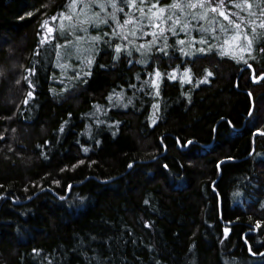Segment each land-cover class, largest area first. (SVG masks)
I'll return each mask as SVG.
<instances>
[{
  "label": "trees",
  "instance_id": "1",
  "mask_svg": "<svg viewBox=\"0 0 264 264\" xmlns=\"http://www.w3.org/2000/svg\"><path fill=\"white\" fill-rule=\"evenodd\" d=\"M154 2L145 0V13ZM175 2L187 0H159ZM253 3L258 12L259 0ZM69 6L70 0H0V264H264V135L256 132L264 129V79H253L264 75V39L244 53L249 68L218 54L221 22L189 17L196 27L187 36L180 25L178 37L166 32L169 44L185 40L188 56L178 44L168 55L153 48L141 56L135 47L148 35L129 36L132 55L122 50L116 57L111 45L128 42L103 34L128 33L133 25L119 31L111 12L99 15L107 25H90L98 13L91 1L76 13L81 20L72 35L55 32L41 44L43 22ZM120 6L121 21L125 13L141 16L122 0ZM177 9L164 15L175 12L183 21L188 8ZM200 25L216 27V39ZM201 36L212 51L197 52L208 47ZM77 39L92 41L82 60L72 56ZM33 67L30 88L24 77ZM157 68L164 75H148ZM153 79L158 96L144 83ZM28 91L34 98L25 105Z\"/></svg>",
  "mask_w": 264,
  "mask_h": 264
},
{
  "label": "snow or ice",
  "instance_id": "2",
  "mask_svg": "<svg viewBox=\"0 0 264 264\" xmlns=\"http://www.w3.org/2000/svg\"><path fill=\"white\" fill-rule=\"evenodd\" d=\"M78 3V0H70V7H75ZM107 3H110L111 8L113 11L109 14L111 16V19L115 22L116 26L123 29L124 25L131 24L133 25V28L129 30L128 33L124 32H119L117 33L115 31V28H113L112 33H107L105 32L103 35L104 36H109V35H114L119 37L122 41H127V45L125 44H115L111 45L114 46L115 48V53L116 57H119L120 54L123 51H126V54L128 56L132 55V48L130 45L133 44V40L129 39V36L135 38V39H140L144 36L151 35L152 39L147 40L142 44H138L135 47V51L139 52L141 56L145 55V52H151L153 48H155L156 52L163 53L164 55H168L167 49L169 48H175L176 45H180L181 47L178 49L180 53H182L184 56H188L189 53L184 51V45H185V40L184 39H179L177 38L175 41H173L172 44H169L168 42V36L166 35V32H171L172 36L178 37L179 33L177 32V25H180V30L185 33L187 36L190 31L196 27V25H191L190 21L187 19L181 20L180 16H178L175 12L165 16L163 13L165 12L166 8H180L182 11L184 8H191V9H201L200 12H192V13H187L186 15H190L192 19L200 20H208L209 19V13H213L211 17L212 24L215 25L216 23V16L223 17L224 21H227V24L225 23H220L219 24V32L224 34V39L223 42L216 45L215 47L218 49V54L220 56L224 55H231L234 59L237 60V62H243L245 64H248V60L245 57L244 53H251L254 51L253 44L254 41L257 39H264V33H258L256 30V20H252V17H256L257 19L260 20L259 27L261 29H264V0H259V3L256 4V8L259 10L253 11L254 3L253 0H187L186 4H181L179 2H175L171 5H164L161 6L159 3V0H155L154 3L150 5V10L149 13H145L144 11V5H145V0H122V3L129 7V8H134L137 12L141 13V16L139 18L135 17L134 15H129L125 13L126 18L121 21L120 17L117 16V12H124V7H121V0H107ZM230 4L232 5L235 9L238 11H232L230 8L227 7V5ZM87 7V5H86ZM99 7L103 10L105 9V2H100ZM158 9V11H155ZM247 12L248 17L247 19L241 15V13ZM27 15H32L31 12L27 13ZM94 16L97 17L96 23L98 24H108V20L105 18L99 17V13H94ZM61 20L64 19H72V16L70 14L66 15L64 13L60 14ZM57 19L56 16H52L51 20L55 21ZM147 19V25L144 24V20ZM172 21V24L169 25L168 22ZM161 23L166 25V27L162 28ZM251 24V34L249 33L247 25ZM42 28L46 29V32L48 34H51L55 31L53 27L49 25V22L45 20L43 24L41 25ZM150 28L151 31H146L145 28ZM61 28H63V24H61ZM200 28L202 31H211L212 32V39H216V33L217 29L216 27H211V29H204L202 25H200ZM137 31L141 34L139 37L137 36ZM52 39H55L53 36ZM93 40H101V36H95L92 38ZM195 40V37H192V41ZM49 35H45L44 38L40 41L41 44L44 43H49ZM201 44H207V48H199L197 49L198 53H208L213 50V45L209 43V40L206 39L205 37L201 36L200 41ZM105 44H111L110 41H104ZM191 43V41H190ZM162 44V46H160ZM194 46V45H193ZM259 51L264 52V47H261ZM39 55V53H37ZM179 59V57H177ZM131 62V61H130ZM89 63L91 64L92 61L90 60ZM101 67H104V65H101ZM179 67V65L177 66ZM248 67L251 68L252 65L248 64ZM29 76L24 77L25 80H27L28 85L30 88H35L34 82L30 79L31 76L35 75L36 69L35 67L29 68L28 70ZM190 71V69H185V73ZM175 72V69H174ZM209 75H212L211 72L208 73ZM86 75H91V72L86 73ZM149 76H155V78H160L162 75L159 68L155 70V72H149ZM168 78L171 80H175L176 76L175 74L168 75ZM253 79H264V75L262 76H253ZM84 83H87V80L83 81ZM191 79H188V83H191ZM146 85H151L156 87V92L155 95H159V87L157 84L156 79H153L151 81H145L144 82ZM131 87H135V85H130ZM151 94V93H148ZM116 96V101L113 104V106L118 105L124 98L123 93L120 94H115ZM249 96H251V93H249ZM30 98H34V92L33 91H28L27 97L24 99L23 103L25 105L28 104V101ZM109 102H113V95L110 94L108 97ZM131 99L128 100L127 103H131ZM125 107L127 104L124 105ZM96 109L99 111L102 106L101 105H95ZM153 108H157V105L153 104ZM71 115V113H69ZM249 116H252L253 113L252 111L248 112ZM97 123H103L102 121H97ZM116 123H119L118 121ZM153 123H155V120H153ZM229 123H231L229 121ZM60 132L64 131L63 126L59 130ZM256 132L259 133L260 135H264V129L262 128H257ZM2 139V137H0ZM79 143V141H77ZM98 143V141H97ZM193 141L189 140L187 141V144H192ZM185 146V145H182ZM83 152L87 153L89 151V148L84 146L83 144L81 145ZM79 164H83L84 160L78 161ZM94 163V162H93ZM67 167V166H65ZM75 167V165H73ZM129 168H132L133 165L129 164ZM164 168H168V165L165 164ZM64 169H61L63 171ZM54 183L60 184L59 180H55ZM67 189L69 191L72 190V186L68 185ZM234 196L238 195V193H234ZM0 198H3L0 196ZM61 200L65 199L63 196L60 197ZM81 201L85 199V197H79ZM149 202L146 200L145 204H148ZM150 226V225H148ZM260 226V221H257V227ZM229 230L225 229V233H227ZM33 251H37L36 249H33ZM249 251L251 252L252 249L251 247L249 248ZM253 255H256V252L252 253ZM261 255H264V253H261Z\"/></svg>",
  "mask_w": 264,
  "mask_h": 264
},
{
  "label": "rangeland",
  "instance_id": "3",
  "mask_svg": "<svg viewBox=\"0 0 264 264\" xmlns=\"http://www.w3.org/2000/svg\"><path fill=\"white\" fill-rule=\"evenodd\" d=\"M79 1H81L82 2V5H80V4H78L77 3V5L75 6V7H70L69 6V8L66 10V12H63L64 14H66V15H68V14H70L71 16H72V19H70L68 22H67V19H64V20H61V18H60V15L59 16H56L57 17V19L55 20V21H53V20H51L50 19V21H49V25L51 26V27H53L54 29H55V31L53 32V33H51V34H48L47 32H46V29H43L44 31H43V33H44V36L47 34V35H49V40H52V37L54 36V33L55 32H58V34H60V33H64V32H69L70 33V35H72V33L73 32H75V30H72L71 28H73L74 26H76L77 25V22H79L80 20H78V21H76L75 19H76V17H77V14L76 13H80L82 10H83V8L85 7L86 8V5H88L89 3H91V1L93 2V6L94 7H97V9L98 10H96L98 13H100L99 15H107L109 12H112L113 11V9H112V11H110V9H111V5H110V3H107V0H103V2H105V9L106 10H103V9H101L100 7H99V4H100V2H102V0H79ZM94 2H96L97 3V6H95L94 5ZM83 6V7H82ZM92 8V7H91ZM178 11H179V8L177 9ZM185 10V9H184ZM188 10L189 11H187V12H189V13H191V12H200L201 11V9H199V8H197V9H191V8H188ZM186 11V10H185ZM83 12V11H82ZM163 15H164V13H163ZM209 16H213V15H215V14H213V13H209L208 14ZM109 17H110V15H108ZM188 17V18H187ZM185 16V19H189V17H191V16ZM217 17V19L216 20H218V22H222V23H225L226 21H224L223 20V17H221V18H219V16H216ZM86 18V17H85ZM184 19V20H185ZM96 21H97V19L96 20H93V21H91L90 22V25H100V24H98V23H96ZM65 22V24H63V28H61V23H64ZM67 23H69V24H67ZM226 24V23H225ZM129 24H127V25H124V27H126V26H128ZM59 27V28H58ZM161 27L162 28H164V27H166L163 23H161ZM58 28V29H57ZM84 29H86V28H84ZM83 29V30H84ZM121 30H124V28L123 29H121V28H119V31H121ZM150 31H151V29H150ZM91 43H92V41H88L87 43H86V45H85V43H84V40L83 39H77V43L75 44V46H76V50L78 51H74L72 54V56L75 58V59H80V60H82L83 59V56L85 55V54H88L89 52H92V50H93V46L91 45ZM73 46V45H72ZM147 53V52H146ZM63 56L65 57V58H68L69 57V55L66 53V52H64L63 53ZM69 59H73L71 56L69 57ZM68 68H69V65H68Z\"/></svg>",
  "mask_w": 264,
  "mask_h": 264
},
{
  "label": "water",
  "instance_id": "4",
  "mask_svg": "<svg viewBox=\"0 0 264 264\" xmlns=\"http://www.w3.org/2000/svg\"><path fill=\"white\" fill-rule=\"evenodd\" d=\"M226 162H228L227 160H224V161H222L221 163H226Z\"/></svg>",
  "mask_w": 264,
  "mask_h": 264
}]
</instances>
